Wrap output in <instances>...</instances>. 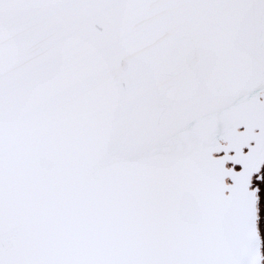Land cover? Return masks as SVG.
<instances>
[{
	"label": "snow or ice",
	"instance_id": "6c2138e0",
	"mask_svg": "<svg viewBox=\"0 0 264 264\" xmlns=\"http://www.w3.org/2000/svg\"><path fill=\"white\" fill-rule=\"evenodd\" d=\"M0 264H264V0H0Z\"/></svg>",
	"mask_w": 264,
	"mask_h": 264
}]
</instances>
